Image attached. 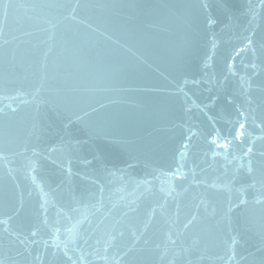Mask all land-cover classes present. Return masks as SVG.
Listing matches in <instances>:
<instances>
[{
	"label": "water",
	"instance_id": "water-1",
	"mask_svg": "<svg viewBox=\"0 0 264 264\" xmlns=\"http://www.w3.org/2000/svg\"><path fill=\"white\" fill-rule=\"evenodd\" d=\"M0 264H264V0H0Z\"/></svg>",
	"mask_w": 264,
	"mask_h": 264
}]
</instances>
